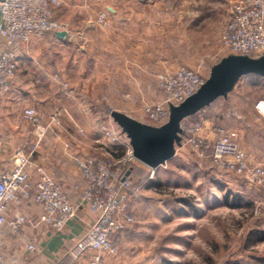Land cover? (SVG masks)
Wrapping results in <instances>:
<instances>
[{"label": "rangeland", "instance_id": "obj_1", "mask_svg": "<svg viewBox=\"0 0 264 264\" xmlns=\"http://www.w3.org/2000/svg\"><path fill=\"white\" fill-rule=\"evenodd\" d=\"M63 1L65 4L67 0ZM106 1L109 0H81V6L85 9ZM232 2L165 0L166 14L174 19V33L159 32L154 38L159 46L148 53L152 70L144 78L147 82L129 84L121 70L122 75L117 71L115 85L100 83L93 89L89 87L88 92L81 91L84 100L93 94L100 115L86 118L72 112V115L44 116L41 124L47 129L43 140L49 135L47 140L84 141L89 136L86 128L92 126L103 137V128L115 125L110 121L111 109L127 113L141 109L150 123L145 105L162 98L159 75L168 71L165 69L168 64L177 69L189 67L209 76L211 67L222 58L240 55L222 45ZM101 14L107 18L105 12L98 18ZM98 18L99 28L108 27ZM256 76L241 77L226 98L221 97L186 117L181 145L172 159L155 168L136 163L139 167L131 179L140 181L142 187L131 197L134 221L126 225L127 231L137 235L128 247L136 260L134 264H264V174L255 181L251 179L252 168L264 171V113L256 107L258 101H264V78L254 79ZM67 87L71 92L78 86ZM68 100L70 104L71 99ZM198 123L202 126L200 134L210 140L216 137V127L224 128L244 150L249 170L236 173L208 154L200 157L195 153L188 141L192 135L188 128ZM103 140L110 145L106 138ZM88 155L97 154L81 156ZM141 166L146 169L142 170ZM6 260L9 262L7 257Z\"/></svg>", "mask_w": 264, "mask_h": 264}, {"label": "crops", "instance_id": "obj_2", "mask_svg": "<svg viewBox=\"0 0 264 264\" xmlns=\"http://www.w3.org/2000/svg\"><path fill=\"white\" fill-rule=\"evenodd\" d=\"M63 5L53 7L52 14L64 24L60 31H66V36H58L57 31L37 32L15 51V76L6 83L0 99V172L12 164L17 150L26 148L36 139L35 125L23 116L25 108H35L40 118L57 112L60 115L74 112L73 115L86 118L99 116L93 94L84 100L80 97L81 91L88 92L89 87L93 89L100 83L115 85L117 71L121 70L125 82L145 84L144 78L152 70L148 53L159 46L154 38L159 32L174 33V19L166 14L165 0H109L90 4L85 7L87 10L81 6V0H67ZM101 12L106 13L109 21L106 28H99L96 22ZM160 22L165 23L160 26ZM3 48L4 40L0 35V50ZM159 65L162 67L163 64ZM165 69L174 71L177 67L168 64ZM55 74L58 81L54 79ZM69 84L78 86L76 91L69 92ZM256 107L264 113V101H258ZM114 110H122L111 109L109 112L111 123L119 126L112 117ZM122 112L150 124L141 109L135 108L134 113ZM92 127L86 128L89 135L86 140L74 143L47 140L49 135H46L33 156V160L43 165L75 201L85 182L75 158L82 154H98L109 148L101 132ZM177 149L178 146L176 153ZM40 214L41 208L23 195L18 203L11 204L0 236V247L9 264H88L89 254L77 259L68 251L95 221V212L88 207L81 208L61 231L40 220ZM21 215L26 217L25 222L15 230L13 222ZM136 238L137 235L132 230L127 231L126 226L117 232L112 238L116 255H107L108 264H134L136 260L128 247ZM30 245L35 248L30 249Z\"/></svg>", "mask_w": 264, "mask_h": 264}, {"label": "built area", "instance_id": "obj_3", "mask_svg": "<svg viewBox=\"0 0 264 264\" xmlns=\"http://www.w3.org/2000/svg\"><path fill=\"white\" fill-rule=\"evenodd\" d=\"M63 4V0H0V35L4 40V48L0 50V99L6 83L15 76L16 49L37 32L62 30L63 23L53 17L52 8ZM98 19L103 25H109L104 14ZM222 45L236 54H264V0H233ZM207 77L189 67L162 72L159 81L163 96L159 101L147 103L144 109L150 124L160 126L166 123L170 105H179L195 94ZM54 79L58 81V75ZM23 116L35 125L36 139L26 148L17 150L12 164L0 172V236L11 204L18 203L21 195L41 208L40 220L56 231H61L81 208L88 207L95 212L96 219L68 253L77 259L89 254L88 264H108L107 255L116 252L112 238L134 221L131 197L141 189L127 172L131 164L144 163L135 157L130 139L120 126L103 128V137L109 141V148L102 154L75 158L85 182L78 200H72L62 184L33 160L47 129L41 124L37 110L25 108ZM188 129L192 133L189 144L200 157L208 154L215 162L236 173L244 174L249 170L244 150L224 128L216 127V137L211 140L200 134V123ZM263 174L262 168L251 169L253 181ZM25 218L23 215L16 218L13 222L15 230L21 228ZM0 264H9L1 247Z\"/></svg>", "mask_w": 264, "mask_h": 264}, {"label": "water", "instance_id": "obj_4", "mask_svg": "<svg viewBox=\"0 0 264 264\" xmlns=\"http://www.w3.org/2000/svg\"><path fill=\"white\" fill-rule=\"evenodd\" d=\"M60 37L66 31H57ZM254 74L264 77V54L230 55L214 64L201 88L179 105H170V115L160 126L143 123L125 112L114 110L112 117L130 139L135 157L150 168L163 165L176 154L181 145L183 120L210 105L221 96H227L241 77ZM130 171L127 172V176Z\"/></svg>", "mask_w": 264, "mask_h": 264}, {"label": "trees", "instance_id": "obj_5", "mask_svg": "<svg viewBox=\"0 0 264 264\" xmlns=\"http://www.w3.org/2000/svg\"><path fill=\"white\" fill-rule=\"evenodd\" d=\"M250 75H254V74H250ZM249 75V76H250ZM248 76V75H247ZM136 164H131V169H130V174L128 176H130L132 178V176H134V173H135V169H137L136 167H139V166H135ZM142 170L146 169V166H144L143 168L141 167ZM134 184H136L137 186H139L140 188L142 187V184L140 183V181L136 182V181H133Z\"/></svg>", "mask_w": 264, "mask_h": 264}]
</instances>
